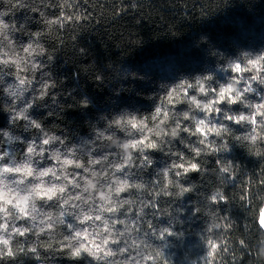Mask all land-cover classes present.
<instances>
[{"label": "clouds", "instance_id": "obj_1", "mask_svg": "<svg viewBox=\"0 0 264 264\" xmlns=\"http://www.w3.org/2000/svg\"><path fill=\"white\" fill-rule=\"evenodd\" d=\"M5 4L0 264H241L245 253L264 264V43L225 46L200 30L195 66L160 76L131 63L148 42L105 58L97 102L56 50L89 19V0ZM261 5L231 0L199 29L231 24L238 8L259 24ZM81 40L73 55L91 46ZM235 216L243 235L230 238Z\"/></svg>", "mask_w": 264, "mask_h": 264}, {"label": "trees", "instance_id": "obj_2", "mask_svg": "<svg viewBox=\"0 0 264 264\" xmlns=\"http://www.w3.org/2000/svg\"><path fill=\"white\" fill-rule=\"evenodd\" d=\"M247 2L251 7L255 0ZM132 3L133 0H89V4L85 5L89 19L83 21V28L78 33H68L67 39L57 45L58 54L70 65L66 72L71 73V67L78 68L87 77V90L96 97L97 102L102 101L106 94L94 90L95 87L99 88L95 76L101 75L104 79L101 67L105 58L123 60L133 56L148 42L131 63L160 76H170L176 70L177 64L185 68L195 66L194 62L201 59V54L192 48V40L200 30L211 32L213 37L223 41L225 46L230 39L242 43H248L249 40L264 43V5L260 6L262 19L259 24L243 8H238L227 18L232 21L231 24H222L226 18L221 17L220 20L205 24L199 29L206 20L222 14L231 0H223L221 8L215 7L216 0H135L136 8L131 7ZM6 7L11 8V5H6L5 0H0V10ZM23 11L16 9L10 12L6 19L13 16L18 18ZM237 18L243 21L242 27L236 26ZM252 27L255 32L249 35L245 29ZM187 34L190 35L184 37ZM81 37L89 38L91 46L86 48L85 55H73L74 45H83ZM182 37L184 38L181 40L172 41ZM85 42L87 43V39ZM107 66L112 67L111 64ZM68 116L76 120L82 119L77 111H70ZM2 122L3 118L0 117V123ZM212 163L214 162L210 160L209 167ZM232 190L231 186L226 189ZM234 218L236 223L230 230V238L243 235V217ZM248 260L247 254H243L241 264H248Z\"/></svg>", "mask_w": 264, "mask_h": 264}]
</instances>
